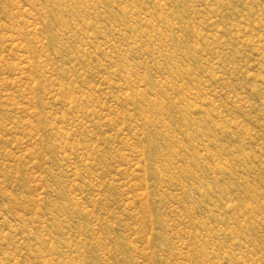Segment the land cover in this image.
<instances>
[{
	"label": "rangeland",
	"instance_id": "374dc122",
	"mask_svg": "<svg viewBox=\"0 0 264 264\" xmlns=\"http://www.w3.org/2000/svg\"><path fill=\"white\" fill-rule=\"evenodd\" d=\"M0 264H264V0H0Z\"/></svg>",
	"mask_w": 264,
	"mask_h": 264
}]
</instances>
